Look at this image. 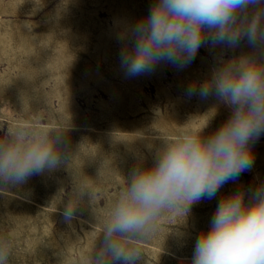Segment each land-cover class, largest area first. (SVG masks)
<instances>
[{
	"label": "rangeland",
	"instance_id": "rangeland-1",
	"mask_svg": "<svg viewBox=\"0 0 264 264\" xmlns=\"http://www.w3.org/2000/svg\"><path fill=\"white\" fill-rule=\"evenodd\" d=\"M153 2L0 0V119H12L25 103L45 121L68 114L71 125L65 165L19 186L0 185V230L17 234L11 264H59L62 250L86 249L97 222L94 209L112 201L121 176L152 165L160 131L209 118L207 136L229 117L230 109L214 96L189 97L186 89L206 79L217 58L250 51L245 41L234 50L202 46L183 69L160 64L150 74L124 76L117 34L146 16ZM6 129L5 123L0 136ZM253 153L251 170L194 204L184 220L163 222L141 264H191L196 240L209 229L220 199L264 183V135ZM77 181L86 182L97 200L93 204L85 195L68 219Z\"/></svg>",
	"mask_w": 264,
	"mask_h": 264
},
{
	"label": "clouds",
	"instance_id": "clouds-1",
	"mask_svg": "<svg viewBox=\"0 0 264 264\" xmlns=\"http://www.w3.org/2000/svg\"><path fill=\"white\" fill-rule=\"evenodd\" d=\"M117 39L127 78L150 74L160 64L183 69L202 46L234 50L245 41L250 51L217 58L207 78L186 89L189 97L214 96L226 105V121L207 136L209 118L160 131L152 165L121 176L112 201L94 209L90 245L75 254L62 250L59 264H141L163 222L184 220L194 204L251 170L253 147L264 135V0H154L147 15L125 23ZM5 123L0 185L19 186L66 164L68 114L45 121L24 103L12 119H0V129ZM85 195L95 204L96 193L77 181L66 218ZM16 247V232L0 230V264H11ZM191 264H264V183L220 199L209 229L196 240Z\"/></svg>",
	"mask_w": 264,
	"mask_h": 264
}]
</instances>
